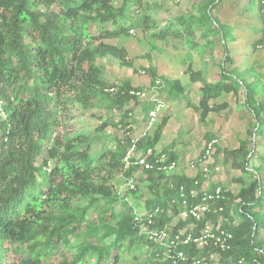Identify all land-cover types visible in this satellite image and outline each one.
Listing matches in <instances>:
<instances>
[{
    "label": "trees",
    "instance_id": "obj_1",
    "mask_svg": "<svg viewBox=\"0 0 264 264\" xmlns=\"http://www.w3.org/2000/svg\"><path fill=\"white\" fill-rule=\"evenodd\" d=\"M221 1L199 5L198 17L185 10L157 21L144 0H0V264H170L172 240L197 238L208 222L214 235L230 236L228 249L211 239L201 248L180 243L182 264H264V153L257 150L264 146V103L256 102L251 82L232 75L237 68L227 71L232 58L214 15ZM256 3L263 27L264 0ZM133 30L150 32L149 44H185L188 58L199 47L223 52L220 76L230 82L206 83L192 63L185 74L191 83H203L192 106L200 122L228 109L227 102H215L222 95L236 96L243 88L254 139L221 151L223 164L241 175L230 181L235 193L230 183H210L208 166L193 177L181 169L169 172L178 164L176 146L157 147L171 115L132 139L133 122L127 121L135 110L147 124L159 102L142 101L143 89L127 79L109 84L97 61L111 58L132 68L126 49L106 41L130 37ZM196 30L204 45L195 40ZM259 44H252L253 52ZM141 70L148 71L153 91L168 88V101L184 93L181 81L158 77L152 66ZM187 99V93L181 96L184 107ZM79 107L119 119H105L89 132L77 127ZM109 126L122 135L103 134ZM205 138L196 165L206 160L213 135ZM254 156L257 166L250 165ZM205 205L199 217L191 214Z\"/></svg>",
    "mask_w": 264,
    "mask_h": 264
},
{
    "label": "rangeland",
    "instance_id": "obj_2",
    "mask_svg": "<svg viewBox=\"0 0 264 264\" xmlns=\"http://www.w3.org/2000/svg\"><path fill=\"white\" fill-rule=\"evenodd\" d=\"M208 1L144 0L145 3H151L147 13L157 19V21H163L162 19L167 18L173 19L176 16H180L185 10H190V13L198 17V6L208 3ZM256 1L222 0L220 5H216L217 8H215L214 15L221 21V31L224 34L228 55L232 58V63L227 68V71L237 68L238 72H234L232 75L242 79V81L251 82L252 88L256 93V102L264 103V56L261 51H252V44L259 40L262 29ZM224 22L226 23L224 24ZM195 32V40L204 45L206 39L203 40L201 38L199 30ZM148 33L150 32L143 34L140 31L133 30L130 33V37L106 41L109 44L124 47L128 58L133 59V67H120L111 58L98 60L97 64L104 68L103 77L109 84L115 83L118 85L119 82L127 79L132 86L141 87L144 92L140 96L142 101L157 99L159 107L157 108L158 111L154 113V116L156 115L153 121L154 125L160 121L163 115H171L157 147L160 151L171 144L176 146L175 151L179 153L178 164L175 169L168 170L169 172H176L181 169L187 176L193 177L208 166L212 169L211 173L213 174L212 176L209 175L211 177L210 183L218 182L220 186L230 183L233 176L241 175L239 172L231 170L229 165L223 164L221 151L237 148L240 141H251L254 139L251 135L254 119L244 103L243 88L239 87L236 96L232 94L222 95L215 102H227L228 109L218 114L212 113L204 122H200L198 113L194 111L192 106H196L199 101L200 87L203 83H191L185 71L189 62L192 61L193 69L199 70L198 68H200L203 71V78L206 83L230 82L229 77L220 76L223 52L219 53L220 50H216L215 54L211 56V54H206L207 50L200 51L202 48L199 47L200 50L193 51L194 53L190 54V58L186 57L185 59V55L175 52L176 49L172 42L168 41L162 44L156 41L153 44H149L145 37ZM171 46L174 49L171 50ZM148 66H152L155 69L158 77H165L169 82L176 79L181 81L184 85V93L181 96L187 93V101L190 106L184 107L187 102L184 100L180 101L181 96L168 101V88L166 86L162 93L153 91L150 87L151 80L148 71L141 70L142 68L147 69ZM74 115L77 127L79 129H87L89 132L101 125L105 119L112 118L114 121L119 119L118 114H110L109 116L101 109L82 110L80 107L74 111ZM127 122H133L131 127L133 140L143 135L147 124L143 121V113L140 109L135 110L133 118ZM149 127V130H152V125ZM103 134L120 137L122 131L109 126L103 131ZM206 134L213 135V140L209 144L211 145L209 146V153L205 161L196 165L197 157L206 145ZM97 150L98 147L94 151ZM257 150L258 154L264 153V146H257ZM217 151L219 152L217 153ZM133 153L130 150V156ZM258 163V159L254 156L250 165L257 166ZM135 176L137 175L135 174ZM242 177L247 178L246 175ZM207 186L208 183L204 182L201 188L205 189ZM228 189L235 193L237 187L235 184L230 183L228 184ZM143 195V198L147 197L145 190ZM147 262L148 260L145 259L142 263L147 264Z\"/></svg>",
    "mask_w": 264,
    "mask_h": 264
},
{
    "label": "built area",
    "instance_id": "obj_3",
    "mask_svg": "<svg viewBox=\"0 0 264 264\" xmlns=\"http://www.w3.org/2000/svg\"><path fill=\"white\" fill-rule=\"evenodd\" d=\"M259 41H260V44L258 45V50L261 51L263 54H264V24H263V27H262V31H261V34H260V37H259ZM2 113L1 111V104H0V114ZM154 113L155 112H152L150 114V120L149 122H147V127L146 129L144 130L143 132V135L145 134V132L147 130H149V126L152 125L153 121H154ZM149 127V128H148ZM209 146L211 145H208V149L206 151V154L209 153ZM131 151L133 152V149H131ZM128 157H130V152H128ZM139 164L140 165H144L145 162L143 159H140L139 160ZM219 193H220V190L217 189L215 191V195L216 197L218 198L219 196ZM195 194V193H194ZM212 196L209 197V199H211ZM205 210H207V206H195L192 210H191V214L192 215H196L197 217L200 216V214L202 212H204ZM222 237V239H221ZM163 238V237H162ZM230 238L229 235H226L224 234V232H220V234L218 236L214 235L212 233V224L210 222H208L205 226V228L202 230V232H200V236L197 237V238H192L191 236H188L186 237L184 240H181L179 238V236H176L174 240H172V242L170 243V246H171V249L168 251V259L170 260V264H182V262L184 261V255H183V252L181 251H177L176 248H177V245L182 243V244H188L190 242L194 243L197 245V248H201L205 245L208 244V239H211L214 241L215 244L219 245L222 249H228V246L226 244V241L227 239ZM170 254V255H169ZM211 261L213 262H216L217 261V257H215L214 255H211L210 258H209ZM200 261H195L193 264H199ZM203 264H209L208 262H204Z\"/></svg>",
    "mask_w": 264,
    "mask_h": 264
},
{
    "label": "crops",
    "instance_id": "obj_4",
    "mask_svg": "<svg viewBox=\"0 0 264 264\" xmlns=\"http://www.w3.org/2000/svg\"><path fill=\"white\" fill-rule=\"evenodd\" d=\"M166 18V17H165ZM226 22H224V24H225ZM175 44V46H176V50H175V52L178 54L179 52L180 53H182L183 55H185L184 54V52L186 51V48H184V46H185V44L183 45V43H182V45H180L179 43H174ZM160 50H163V49H160ZM216 50H219V47L218 48H216V49H213V50H208L207 49V55H209V54H211V56H213L214 54H215V52H216ZM259 51V50H258ZM192 53H194L193 51H191L190 52V54H192ZM218 54V53H217ZM263 56H264V54H263ZM186 57H188V56H185V59H186ZM190 58V57H189ZM189 63H192V61H190ZM182 66H183V64H181ZM197 68V67H196ZM198 69H200V68H198ZM165 78V77H164Z\"/></svg>",
    "mask_w": 264,
    "mask_h": 264
}]
</instances>
